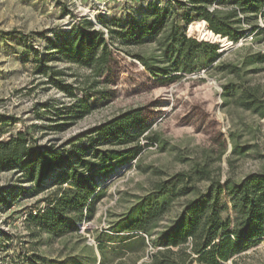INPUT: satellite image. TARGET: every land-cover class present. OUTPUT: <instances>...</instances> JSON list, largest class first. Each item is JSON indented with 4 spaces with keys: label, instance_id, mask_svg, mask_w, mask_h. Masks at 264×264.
<instances>
[{
    "label": "rangeland",
    "instance_id": "374dc122",
    "mask_svg": "<svg viewBox=\"0 0 264 264\" xmlns=\"http://www.w3.org/2000/svg\"><path fill=\"white\" fill-rule=\"evenodd\" d=\"M140 6V0H0V141L9 140L17 131H30L39 145L63 150L88 147L86 156L95 145L126 153L111 164V175L101 181L103 190L93 204L92 218L87 219L90 224L83 229L81 222L77 232L61 237L40 231L30 220L44 207L40 200L47 192L31 193L32 183L21 180L17 168L0 171V186L27 190L18 191L17 199L0 208V264H99L98 237L110 235L116 221L161 185L170 186L178 173H192L186 186L204 191L212 178L238 182L264 170V117L254 105L246 106L238 97L224 94L225 85L241 84L256 88L264 104V31L249 33L248 22L238 42L226 37L224 45L218 42L220 37L210 35L218 42L212 44L218 47L219 60L172 81L157 79L136 58L156 49L157 42L147 38L121 45L115 34L111 46L115 58L111 69L100 76L55 55L49 57L75 25L92 22L107 36L108 27L126 31L137 22ZM228 7L214 1L209 10ZM190 16L198 28L204 26L196 11ZM255 21L264 27L260 13ZM190 34L205 41L199 33ZM257 54L263 57L256 60ZM231 64L239 67L238 74L229 72ZM58 83L86 99L91 111L77 120L58 118V110L68 113L64 109L73 104L68 90ZM58 123L67 126L55 129ZM113 125L119 127L116 134L107 138L98 134ZM196 167L205 168L208 178L196 175ZM194 196L190 192L172 198L167 212L150 222L149 232L131 233L145 237L143 248L122 253L115 249V242H108L105 264L149 262L151 253L163 249L154 247L152 241ZM227 264H264V240Z\"/></svg>",
    "mask_w": 264,
    "mask_h": 264
},
{
    "label": "trees",
    "instance_id": "16d2710c",
    "mask_svg": "<svg viewBox=\"0 0 264 264\" xmlns=\"http://www.w3.org/2000/svg\"><path fill=\"white\" fill-rule=\"evenodd\" d=\"M214 1L231 7L210 11L209 6ZM186 2L174 0L165 7L155 3L140 6L137 22L132 27L122 32L108 27V36L105 31L96 29L92 22L83 21L56 43V53L49 57L55 55L66 62L89 68L93 75L100 76L111 69L110 63L115 58L111 49L115 34L119 35L121 45L140 43L147 38L157 42L156 49L149 56L136 55V58L157 79L172 81L219 60L221 54L217 45L212 43L225 45L226 37L238 42L248 30L243 27L245 22L249 23V33L264 31V27L261 28L255 21L258 13L264 20V0ZM179 9L183 11L179 13ZM192 11L204 19L200 23L206 29L190 22ZM188 22L189 32L186 33ZM190 33H199L205 41L189 37ZM210 35L220 37V40L215 42ZM262 57L261 54L255 56L256 60ZM238 71L237 65H229L230 73L238 74ZM58 86L68 90L65 84L58 83ZM95 87L96 83L90 88L93 90ZM225 90V96H236L246 106L254 105V110L264 117V104L256 88L248 89L241 84L230 83L225 85ZM67 92L73 98V104L64 109L68 113L58 110V118L77 120L91 111L92 107L86 99L78 98L74 90ZM66 124L58 123L54 128L62 130ZM36 127L32 125L31 128ZM118 128L109 126L98 134L107 138L116 134ZM93 147L89 157L84 155L88 154V147L75 146L63 150L39 145L30 131H17L9 140L0 141V171L17 168L20 179L32 183L31 193L47 192L40 200L45 203L44 207L30 216L40 231L61 237L77 232L84 219L92 218L93 204L103 190L101 181L111 175L114 167L111 164L126 154L102 150L97 145ZM194 173L208 178L205 168L196 167ZM192 179V173H178L170 181V186L161 185L158 191L141 199L116 221L111 226L110 235L98 237L99 264H105L108 242H115L118 245L115 249L122 253L143 248L145 237L131 233L149 232L150 222L167 212L172 198L190 192H194L195 196L185 202L174 222L152 241L154 247L163 249L151 253L149 262L144 264H227L236 255L264 240V170L251 173L238 182L231 179L221 182L212 178L204 191L187 187L186 183ZM16 188L15 185L0 186V208L17 199L19 192L27 191L20 188L18 192Z\"/></svg>",
    "mask_w": 264,
    "mask_h": 264
},
{
    "label": "built area",
    "instance_id": "2783aa9c",
    "mask_svg": "<svg viewBox=\"0 0 264 264\" xmlns=\"http://www.w3.org/2000/svg\"><path fill=\"white\" fill-rule=\"evenodd\" d=\"M118 2L128 3L132 0H116ZM142 6H148L151 3L157 4L159 7H165L168 2H174V0H140ZM82 227L85 229L90 223L84 219L82 221Z\"/></svg>",
    "mask_w": 264,
    "mask_h": 264
}]
</instances>
